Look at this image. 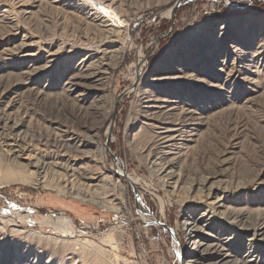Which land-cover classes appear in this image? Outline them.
<instances>
[{
  "label": "rangeland",
  "instance_id": "rangeland-1",
  "mask_svg": "<svg viewBox=\"0 0 264 264\" xmlns=\"http://www.w3.org/2000/svg\"><path fill=\"white\" fill-rule=\"evenodd\" d=\"M263 5L115 0L127 25L113 42L86 17L99 3L0 0V120L20 123L35 159L81 166L30 180L27 159L0 150V264H213L220 251L191 249L190 218L193 240L222 238L226 264H264ZM84 58L112 67L86 94L70 84ZM54 126L84 134L69 141L81 151L40 141ZM162 132L182 189L156 170Z\"/></svg>",
  "mask_w": 264,
  "mask_h": 264
},
{
  "label": "bare ground",
  "instance_id": "bare-ground-1",
  "mask_svg": "<svg viewBox=\"0 0 264 264\" xmlns=\"http://www.w3.org/2000/svg\"><path fill=\"white\" fill-rule=\"evenodd\" d=\"M114 2L115 0H111V2H109V0H85L86 4H91L93 7L95 4L99 3L100 5L99 8L102 11L101 12L102 15L96 16V17L95 16L93 17V15H90V14H86L87 15L86 17L92 20V22L90 23L95 28L99 29L102 33L106 34L109 39L111 38V41L117 42L118 35L122 31L123 27L127 25L126 24L127 20H126L125 15H123L121 12L115 11V9L112 6ZM111 68L112 67L109 64V62L100 61V60L96 62H92V61H88V58H84L82 62L81 71L70 80V84L72 87L73 86L84 87L83 91H84V94H86V90L88 89L87 87H100L102 85L103 80L99 77L110 73ZM82 95L83 94H79L78 97L80 98ZM1 98H2V94L0 93V100ZM159 101H162L161 104H163V98H160ZM11 122H13V124H10ZM20 127H21L20 123L12 121L10 119L3 118L0 120V150L5 151L6 153H10L16 162L20 158L27 159V163H28L27 165L29 167L35 168V170L28 171V174L30 176L28 178H30V180L35 179L34 175L36 173L39 174L38 170H41V171L50 170L52 165L54 166L58 165V167L64 170L65 173L69 172L70 170H74L75 168L81 167L79 161H73V160H70L69 157L67 158V152L63 153L64 158L59 162L51 161L50 160L51 158L45 157V156H40L37 159H35L34 156L32 155L33 153L31 152V149H29V146H32V145L28 143H26V145H20L19 142L20 140L23 141V139L20 137H17L18 134L14 133V131H19L21 129ZM53 129L54 130L58 129L62 133H58L57 131L53 133L52 131L49 135L47 134L44 135L43 133L39 131L38 133V138H40L39 140L45 141L44 144H48L49 146L59 149L60 151H64L65 149H71V148H74L76 151H81L80 149L82 147L79 146L81 145V143H79L78 145H72V143L69 141L72 139L80 138L84 134L82 133L77 134L76 130L72 128L70 129L67 126L65 129H61V128L54 126ZM32 136H35V134H32ZM157 141H158L157 145L160 148L162 155L155 162L156 170L159 171V173L162 174V176L164 174L165 177H169V180L171 181V183H178L181 189L184 188L183 178L181 176V173L176 171L175 169L176 166L174 165V162L172 160H167L163 162V144L167 143L169 139H167L166 137H163V132H162L157 138ZM48 145L47 147H49ZM25 148L26 150L24 151ZM32 148H36V147L32 146ZM24 154L26 155L23 156ZM56 156L61 157L62 154H56ZM74 159H77V158H74ZM80 169L75 170L74 174H76L77 172H80L81 171ZM82 174L90 186L98 185L97 183H95V181L98 178L97 175H91L88 173H82ZM132 182H135V180L132 179ZM213 187L216 188L217 184L209 183L208 178H204L198 184V187H196L195 189L198 190L201 194H204L205 196V193L203 191H206L207 195H211V190ZM226 187L227 186L220 187V188L224 190ZM92 202H95V201H92ZM218 203L219 205H221L220 201H218ZM27 213L28 214H25V215L29 216L30 212H27ZM58 215L61 216L62 213ZM60 218H64V217L62 216ZM188 218L190 217L188 216ZM9 221L11 222L13 220L10 219ZM186 225L188 226L187 228L189 230L188 234L190 237H192V239L190 240V246L192 250L194 247H197V251H203L202 250L203 248H205L206 250H214L217 252L220 251L217 254L219 255V259L213 264H226L225 261L230 259L232 253L230 251L225 252V253L221 252V250H224V247H225L221 243L222 238L219 239L216 236H213V238H211L204 234V236L199 238L200 240H193L194 235L196 234V231H197V224L195 220H193V218H190V219H186ZM206 225L208 227H211L212 223L207 222ZM30 234L42 237L41 231H31L30 230ZM28 236L30 237V235ZM50 238H53V237H50ZM187 257H189L188 254H186L184 258H187ZM183 260L186 261V262L183 261L184 262L183 264H194L195 262L192 260H186V259H183ZM233 264H237V263H233Z\"/></svg>",
  "mask_w": 264,
  "mask_h": 264
},
{
  "label": "trees",
  "instance_id": "trees-1",
  "mask_svg": "<svg viewBox=\"0 0 264 264\" xmlns=\"http://www.w3.org/2000/svg\"><path fill=\"white\" fill-rule=\"evenodd\" d=\"M263 8H264V5H263ZM231 13V12H230ZM227 15V14H229V12L228 13H219V16L221 15V16H224V15Z\"/></svg>",
  "mask_w": 264,
  "mask_h": 264
},
{
  "label": "water",
  "instance_id": "water-1",
  "mask_svg": "<svg viewBox=\"0 0 264 264\" xmlns=\"http://www.w3.org/2000/svg\"><path fill=\"white\" fill-rule=\"evenodd\" d=\"M249 2H254V0H249ZM174 15H175V11H173V13H172V18L174 17Z\"/></svg>",
  "mask_w": 264,
  "mask_h": 264
},
{
  "label": "built area",
  "instance_id": "built-area-1",
  "mask_svg": "<svg viewBox=\"0 0 264 264\" xmlns=\"http://www.w3.org/2000/svg\"><path fill=\"white\" fill-rule=\"evenodd\" d=\"M111 245L113 246V243H111Z\"/></svg>",
  "mask_w": 264,
  "mask_h": 264
}]
</instances>
